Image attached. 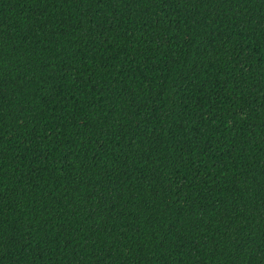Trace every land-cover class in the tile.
Wrapping results in <instances>:
<instances>
[{
  "label": "trees",
  "instance_id": "1",
  "mask_svg": "<svg viewBox=\"0 0 264 264\" xmlns=\"http://www.w3.org/2000/svg\"><path fill=\"white\" fill-rule=\"evenodd\" d=\"M0 264H264V0H0Z\"/></svg>",
  "mask_w": 264,
  "mask_h": 264
}]
</instances>
